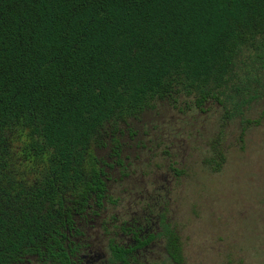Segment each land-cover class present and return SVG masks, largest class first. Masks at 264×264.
<instances>
[{"label":"trees","instance_id":"obj_1","mask_svg":"<svg viewBox=\"0 0 264 264\" xmlns=\"http://www.w3.org/2000/svg\"><path fill=\"white\" fill-rule=\"evenodd\" d=\"M167 100L219 106L244 140L264 103V0H0V264H76L81 220L119 204L97 151L123 165V127ZM209 148L219 173L226 149ZM160 228L184 264L167 212ZM119 244L113 260L135 261Z\"/></svg>","mask_w":264,"mask_h":264},{"label":"rangeland","instance_id":"obj_2","mask_svg":"<svg viewBox=\"0 0 264 264\" xmlns=\"http://www.w3.org/2000/svg\"><path fill=\"white\" fill-rule=\"evenodd\" d=\"M221 117L219 106L200 112L185 100H167L131 120L123 127V165L110 159L109 149L97 151L119 201L104 216L126 213L130 220L132 195L157 183L168 189L167 218L182 238L184 264H264V103L251 111L259 123L244 140L240 124L225 128ZM217 138L227 161L212 173L203 160ZM159 245L163 251L165 243ZM154 259L166 257L157 251Z\"/></svg>","mask_w":264,"mask_h":264},{"label":"flooded vegetation","instance_id":"obj_3","mask_svg":"<svg viewBox=\"0 0 264 264\" xmlns=\"http://www.w3.org/2000/svg\"><path fill=\"white\" fill-rule=\"evenodd\" d=\"M155 184L152 191L142 190L141 195H132L130 220L125 219L126 213L122 214V218L120 214H115L114 218L107 219V213L104 216L100 212L90 215V221L81 220L79 228L82 235L76 239L80 246L74 254L76 264H174L167 260L166 247L163 251L159 250L160 242L164 241L158 238L161 214L167 212L168 189ZM113 240L129 251L125 256L134 255L136 260H113ZM157 251L159 254L162 252L166 260H155ZM31 260L27 264H40L33 258Z\"/></svg>","mask_w":264,"mask_h":264}]
</instances>
